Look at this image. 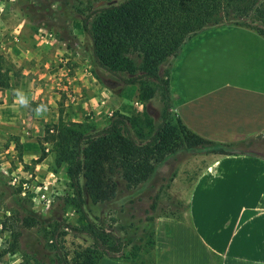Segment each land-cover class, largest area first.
I'll return each mask as SVG.
<instances>
[{
    "label": "rangeland",
    "instance_id": "374dc122",
    "mask_svg": "<svg viewBox=\"0 0 264 264\" xmlns=\"http://www.w3.org/2000/svg\"><path fill=\"white\" fill-rule=\"evenodd\" d=\"M55 1L21 0V6L15 3L16 8H22L28 26L21 33L22 42L30 47L32 40L47 39L43 50L54 53L49 55L47 71L60 70L62 75L58 85L56 81L47 85L42 100L27 97L28 106H18L11 98L4 103L0 96V264H78L85 250L98 252L117 242L126 262L143 264L148 262L151 250L154 219L181 217L187 190L203 168L220 155L178 151L155 167L147 184L131 190L119 184L109 202L91 204L82 188L83 214L90 223L86 225L70 203L66 165L54 166L43 130L60 120L92 134L121 114L130 120L127 129L131 138L143 144L161 124L165 100L156 81L142 78L125 85L120 80L125 78L122 73L110 74L90 58L89 40L81 31L78 15L121 0H66L63 13ZM31 2L39 10L41 21L24 7ZM30 65L24 62L18 66L3 51L0 53V71L7 83L12 77L17 85L20 70ZM165 65L162 62L157 73L163 79ZM41 104L47 111L37 117L33 110ZM164 124L173 128L174 141L187 145V133L176 122L171 108ZM255 145L243 142L234 147L238 152H248ZM49 153L51 157L45 160ZM41 155L43 159L38 162Z\"/></svg>",
    "mask_w": 264,
    "mask_h": 264
},
{
    "label": "crops",
    "instance_id": "0c3cea01",
    "mask_svg": "<svg viewBox=\"0 0 264 264\" xmlns=\"http://www.w3.org/2000/svg\"><path fill=\"white\" fill-rule=\"evenodd\" d=\"M20 2L0 0V53L18 66L31 63L20 70L17 85L11 77L0 89L4 103L11 98L18 106L15 89L42 100L47 85H58L62 75L47 71L54 54L43 50L47 39L32 40L30 47L22 42L28 26L16 8ZM176 59L170 100L181 124L207 141L256 148L218 156L203 168L187 190L184 214L154 219L143 264H264V39L245 27L210 29L187 42ZM97 264L132 263L102 257Z\"/></svg>",
    "mask_w": 264,
    "mask_h": 264
},
{
    "label": "trees",
    "instance_id": "16d2710c",
    "mask_svg": "<svg viewBox=\"0 0 264 264\" xmlns=\"http://www.w3.org/2000/svg\"><path fill=\"white\" fill-rule=\"evenodd\" d=\"M55 2L61 6L62 13L66 12V0ZM24 7L31 16L42 20L32 2ZM78 16L81 31L89 40L90 58L97 67L110 74L122 73L125 78L120 80L125 85L142 78L152 79L159 84L165 100L161 124L143 144L131 138L127 129L130 120L121 114H116L105 128L92 134L80 131L74 123L67 125L60 120L43 130V141L50 145L54 166L66 165L70 203L90 226L83 214L82 188L91 204L109 202L119 184L125 190L147 184L155 167L178 151L220 156L237 153L234 145L197 137L177 118L176 122L187 133V145L173 140V128L164 126L171 108L168 79L185 44L207 30L245 27L264 39V0H121ZM162 62H166L164 79L157 74ZM7 87L0 71V89ZM42 159L43 155L38 162ZM155 198L152 197L153 202ZM88 233L95 238L91 231ZM121 247L117 242L98 252L87 249L78 264H97L102 257L126 262Z\"/></svg>",
    "mask_w": 264,
    "mask_h": 264
},
{
    "label": "clouds",
    "instance_id": "9594fccd",
    "mask_svg": "<svg viewBox=\"0 0 264 264\" xmlns=\"http://www.w3.org/2000/svg\"><path fill=\"white\" fill-rule=\"evenodd\" d=\"M14 95L17 97L18 103L21 106H28L29 102H28L27 96L20 89H15ZM33 111L37 117H40L47 111V108L45 105L41 104V105H38Z\"/></svg>",
    "mask_w": 264,
    "mask_h": 264
},
{
    "label": "built area",
    "instance_id": "2783aa9c",
    "mask_svg": "<svg viewBox=\"0 0 264 264\" xmlns=\"http://www.w3.org/2000/svg\"><path fill=\"white\" fill-rule=\"evenodd\" d=\"M22 187H26V184H21Z\"/></svg>",
    "mask_w": 264,
    "mask_h": 264
}]
</instances>
